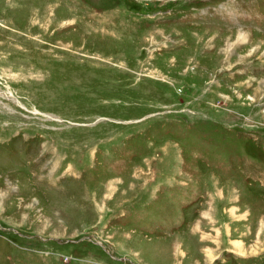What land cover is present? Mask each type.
Wrapping results in <instances>:
<instances>
[{
	"label": "rangeland",
	"instance_id": "rangeland-1",
	"mask_svg": "<svg viewBox=\"0 0 264 264\" xmlns=\"http://www.w3.org/2000/svg\"><path fill=\"white\" fill-rule=\"evenodd\" d=\"M0 264H264V0H0Z\"/></svg>",
	"mask_w": 264,
	"mask_h": 264
}]
</instances>
